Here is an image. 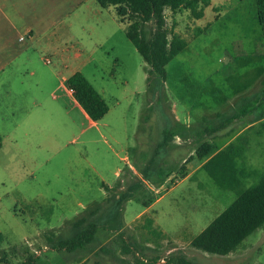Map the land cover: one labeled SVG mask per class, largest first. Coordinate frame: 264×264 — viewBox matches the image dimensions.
<instances>
[{"label": "rangeland", "instance_id": "374dc122", "mask_svg": "<svg viewBox=\"0 0 264 264\" xmlns=\"http://www.w3.org/2000/svg\"><path fill=\"white\" fill-rule=\"evenodd\" d=\"M207 21L165 10L166 28L187 45L166 64L165 79L153 75L148 86L128 22L112 5L82 6L72 35L109 108L95 123L65 95L70 72L53 54L42 52L47 69L23 74L28 88L0 80V264L29 254L35 264H264V225L227 255L189 243L237 196L197 167L199 142L220 147L241 134L243 187L264 172V34L255 1L233 0ZM144 29L153 37L154 22ZM79 217L86 220L75 228ZM89 223L96 228L82 248H53Z\"/></svg>", "mask_w": 264, "mask_h": 264}, {"label": "trees", "instance_id": "16d2710c", "mask_svg": "<svg viewBox=\"0 0 264 264\" xmlns=\"http://www.w3.org/2000/svg\"><path fill=\"white\" fill-rule=\"evenodd\" d=\"M105 8L114 6L118 19L126 20V37L132 42L137 52L146 63L147 85L150 86L153 75L165 79L166 64L187 45V40L174 32H169L165 26V10L174 16L178 11H187L194 19L203 16L204 8L211 0H96ZM257 9V21L264 34V0H254ZM153 21L155 32L149 37L145 32V24ZM206 28H197L201 32ZM74 99L83 108L92 121H98L108 111V105L99 92L79 71L71 74L65 81ZM202 122H204L202 120ZM223 126V124H222ZM209 132V129L206 130ZM214 132L215 130H210ZM244 141L240 137L217 150V146L208 140H202L194 150L205 170L214 183L223 188L234 190L235 199L220 211L200 232L190 240V245L206 253L227 255L235 251L252 232L264 225V172L258 181L248 187H243L244 172L238 161L244 151ZM191 157V156H190ZM188 161V158L185 162ZM94 214V210L92 212ZM86 217H79L72 224L79 227ZM96 224L89 223L77 231L74 236L61 240L53 248H66L73 251L82 248L93 238ZM53 236L47 232V238ZM21 264H35L33 255H28ZM78 264H84L83 262ZM183 264H195L184 261Z\"/></svg>", "mask_w": 264, "mask_h": 264}, {"label": "crops", "instance_id": "0c3cea01", "mask_svg": "<svg viewBox=\"0 0 264 264\" xmlns=\"http://www.w3.org/2000/svg\"><path fill=\"white\" fill-rule=\"evenodd\" d=\"M232 1L211 0L210 4L204 8L201 18L208 16L207 23H210L212 19L219 16L220 10L229 6ZM87 2L89 0H0L1 82L11 87L12 80L10 79L16 78L19 86L28 88L29 80L23 74L34 73L36 68H40L38 65L45 66L44 53L58 57L60 69H68L70 75L79 71L85 76L84 69L88 65V60L82 58L85 53L83 45L72 35V31L74 17ZM209 10L212 13H209ZM70 75L63 79L64 84ZM65 95L69 97L77 111L95 123L88 117L67 87H65ZM261 119H264V116ZM223 128L224 124L223 126L220 124L214 130ZM248 128L251 127L248 126ZM240 135L233 136L222 146L217 147V150L235 141ZM243 155L241 160L244 161ZM201 164L202 161H199L197 167L199 168ZM192 173L193 169L186 173L184 178L191 176Z\"/></svg>", "mask_w": 264, "mask_h": 264}, {"label": "built area", "instance_id": "2783aa9c", "mask_svg": "<svg viewBox=\"0 0 264 264\" xmlns=\"http://www.w3.org/2000/svg\"><path fill=\"white\" fill-rule=\"evenodd\" d=\"M164 15H165V12H164Z\"/></svg>", "mask_w": 264, "mask_h": 264}]
</instances>
